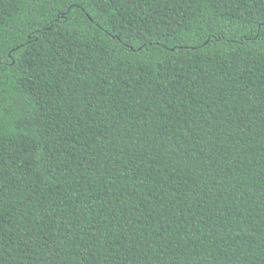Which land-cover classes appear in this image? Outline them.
I'll list each match as a JSON object with an SVG mask.
<instances>
[{
  "label": "trees",
  "instance_id": "1",
  "mask_svg": "<svg viewBox=\"0 0 264 264\" xmlns=\"http://www.w3.org/2000/svg\"><path fill=\"white\" fill-rule=\"evenodd\" d=\"M0 264H264V0H0Z\"/></svg>",
  "mask_w": 264,
  "mask_h": 264
}]
</instances>
